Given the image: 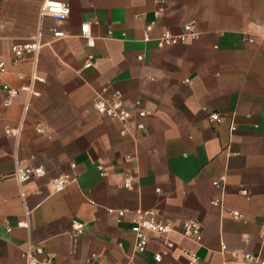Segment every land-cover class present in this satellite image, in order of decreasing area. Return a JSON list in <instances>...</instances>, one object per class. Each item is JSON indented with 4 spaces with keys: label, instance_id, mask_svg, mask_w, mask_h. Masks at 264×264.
<instances>
[{
    "label": "crops",
    "instance_id": "obj_1",
    "mask_svg": "<svg viewBox=\"0 0 264 264\" xmlns=\"http://www.w3.org/2000/svg\"><path fill=\"white\" fill-rule=\"evenodd\" d=\"M43 1L0 0V264H26L28 244L54 264L264 258V0H50L68 5L63 20L40 15ZM188 23L195 38L158 46ZM33 37L36 60L13 64L11 44ZM32 74L35 93L20 89ZM3 84L18 89L7 106ZM113 93L132 108L125 123L93 108ZM17 126L18 136L6 133ZM31 164L44 173L18 182L15 167ZM60 176L68 179L55 188ZM137 208L172 226L144 252L130 230ZM187 218L200 222V242L179 233Z\"/></svg>",
    "mask_w": 264,
    "mask_h": 264
},
{
    "label": "built area",
    "instance_id": "obj_2",
    "mask_svg": "<svg viewBox=\"0 0 264 264\" xmlns=\"http://www.w3.org/2000/svg\"><path fill=\"white\" fill-rule=\"evenodd\" d=\"M68 5L64 2L60 1H50L44 0L40 7V15H50L57 20H63L68 15ZM153 27V23L146 25L144 30V40H150V31ZM198 32L194 27L193 23L185 24L183 27V32L180 34H173L169 30H165L161 36L158 37V46L162 47L164 45L175 44L177 42H181L184 40L185 36H191L195 38ZM66 33L62 30L54 29L53 36L54 37H62L65 36ZM81 35L86 38L87 43L91 45L92 38L90 36V27L89 23L85 22L81 25ZM41 43L38 37H33L28 40H20L13 42L11 44L12 51V60L13 64L18 63L24 58H30L34 62L36 60V56L40 50ZM141 58V57H140ZM94 64L92 58H88L84 64V67H89ZM7 69V64L5 61L0 60V73L5 72ZM38 78L36 75L32 74L30 78V83L27 85L21 86L20 89L26 90L29 93H35L33 91L32 82ZM2 89L6 91V97L3 99V105L7 106L12 103L13 97L17 94L18 89L13 88L7 84L2 85ZM93 108L95 112L100 116H107L109 118L120 121L121 123H125L132 116V108L128 104L125 103L123 98L118 93H113L110 97L96 96L92 102ZM138 115L143 116L145 112L140 110L137 112ZM210 120L213 122H219L222 117L220 114L213 112L209 115ZM41 130V129H39ZM6 133L18 136L20 131V126L10 128H6ZM125 131V127H123L122 132ZM72 167L75 166L74 163L71 164ZM44 173V168L41 165H27L20 166L17 165L14 169V174L18 180V182H23L30 178L40 176ZM68 176H60L54 180L55 188H61L65 182L67 181ZM131 183V178L128 176L125 181V185L129 186ZM213 186L215 188H220L221 184L218 180L213 181ZM214 203H218L217 199L213 200ZM125 211H118V216L124 215ZM232 215L235 218L240 217L239 212L232 211ZM131 220V232L134 234L135 247L138 252H144L147 247L148 240L151 236H163L170 230H172V226L169 222L162 220L156 216V213L151 209H141L137 208L134 210L130 217ZM83 227V222L78 220H72V232L79 233ZM179 233L189 238L194 242H200L202 239L201 233V225L200 222L193 219L187 218L182 220L181 227ZM169 244V242H167ZM225 246L222 244V248ZM22 257L25 260L26 264H54V258L46 253L45 249L40 245H32L28 244L27 248L22 253ZM160 254H154L155 260H160ZM192 262L196 261V256L192 255ZM238 264H264V258H262L259 254L253 252H244L242 254L241 260Z\"/></svg>",
    "mask_w": 264,
    "mask_h": 264
}]
</instances>
